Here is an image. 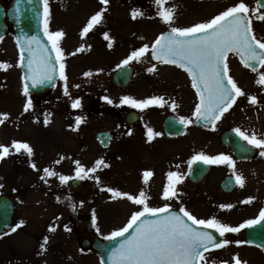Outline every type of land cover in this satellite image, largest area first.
<instances>
[{
	"label": "rangeland",
	"instance_id": "374dc122",
	"mask_svg": "<svg viewBox=\"0 0 264 264\" xmlns=\"http://www.w3.org/2000/svg\"><path fill=\"white\" fill-rule=\"evenodd\" d=\"M6 1L9 3L10 0ZM238 2L165 0L164 7L174 9L173 26L186 27L207 21L198 20L201 15H197L204 9L214 7V15H217ZM255 2L244 0L249 6L253 34L257 39H263L264 20L257 17L264 12L256 11ZM48 6L49 30L65 33L59 43L64 53V74L67 77V81L61 78L49 98L48 107L32 101V107L24 111L30 95L23 92L21 55L14 33L11 31L0 40V113L8 114L0 124V145L10 147V154L0 159V195L5 194L14 200V227L24 221L16 231L0 237V264H101L98 256L82 253V240L91 237L85 222L95 213L92 228L99 236L107 237L125 227L139 208L127 197L114 196L107 188L139 197L136 191L140 187L136 184L138 177H144L145 171L152 173L147 179L159 174L165 162L164 150L169 152V162H179L177 170L169 167L176 173H180L184 163H189V158L200 153L208 156H228L229 153L219 142V127L195 129L194 132L200 134L199 140L203 141L201 144L192 133L185 138L153 136L149 140L144 132L147 133L148 128L154 132L160 128L163 121L161 113L153 111L151 105L137 109L120 103L123 96L171 98V113L194 121L193 112L198 98L190 82H183L181 91H178L175 85L162 82L156 76L144 79V74H141L128 88L119 89L110 82L111 77L109 80L105 76L107 70H115L133 51L145 44L150 49L161 29L168 28L166 23L158 20V5L154 0H109L107 5L101 0H49ZM101 9L104 11L100 23L87 35H82V29L91 16ZM133 10L145 13V19L129 20ZM109 44L112 46L108 47ZM232 58L228 64L233 69L236 64ZM239 82L243 92L244 87L250 88L249 79ZM106 96L112 103L104 99ZM240 98H247L246 93ZM76 99L80 100V106L73 108ZM244 105L245 101L238 102L222 119L221 126L228 128L227 125L233 124L241 131L257 133V137L264 138L261 111H246ZM131 111L139 114V120L132 126L125 120ZM46 116L49 118L47 124L44 123ZM77 117L80 118L79 124ZM190 128L193 129L191 125ZM104 130L112 132L115 137L108 150L102 149L96 140V134ZM13 141L27 142L33 154L29 156L24 150L15 152L11 149ZM99 159H103L104 165L95 173L89 172L80 187L73 188L75 161H80L87 170L94 167ZM243 166L247 171L256 168L257 178L252 179L248 186L264 188V158L243 163ZM45 168L54 170L57 175L46 177ZM61 174L73 179L62 183L59 179ZM96 177H99V182ZM259 189L254 192H260ZM145 199L149 205L147 192ZM73 204L76 205L75 211ZM73 213L78 214L77 221L71 219ZM50 227L55 230L50 231ZM216 251L231 259L233 264L237 257L241 264H264V253L253 246L238 245L234 251L226 248Z\"/></svg>",
	"mask_w": 264,
	"mask_h": 264
},
{
	"label": "snow or ice",
	"instance_id": "6c2138e0",
	"mask_svg": "<svg viewBox=\"0 0 264 264\" xmlns=\"http://www.w3.org/2000/svg\"><path fill=\"white\" fill-rule=\"evenodd\" d=\"M33 0H28L31 4ZM109 0H101V3L107 5ZM158 5V16L169 27V31L162 33L152 44V55L160 62H166L187 70L192 79V86L196 89L199 97V102L195 105L193 115L195 121L185 117H180V123L191 124L203 120L206 124L215 125V122L222 118L235 103L238 96L244 95V92L237 86L236 81L229 75V67L227 63L228 54L234 52L241 57L243 63L256 71V67L252 65V61L258 62L264 66V42L253 34L251 18L248 15L249 6L244 3V0H239L234 6L227 7L226 10L215 15L213 18L196 23L192 26L180 27L173 26L174 9L166 8L165 0H154ZM21 0H17L16 11L19 12V4ZM49 0H42L43 12L41 14L43 32L48 41L51 42V49L48 45L40 40L38 36H28L21 44L19 38L17 43L21 45V62L24 60L23 53L25 50L29 52L28 68L30 73L26 79H30L34 86L42 85L54 79L59 62V75L67 81L64 74V53L60 47V39L65 33L60 31L49 30ZM103 9L91 16L87 24L82 29V35H87L89 31L99 24ZM259 12V8L256 9ZM133 19L141 12L133 10L131 13ZM264 20V15L257 17ZM107 39V34H105ZM2 39V37H0ZM112 45L109 44L108 47ZM149 45L145 44L136 51H133L122 63L127 65L134 59H139L147 50ZM53 52L55 55H53ZM7 67V65H3ZM155 65L147 69L148 72H153ZM91 73H85L90 75ZM257 84L264 85V73H260ZM78 87V85H77ZM24 94L29 93V86L24 85ZM65 94H68L67 84L65 83ZM109 103L112 101L109 97H104ZM250 102L257 103V97L251 96ZM121 104L131 105L133 108L145 109L150 105H163L166 103L163 97L153 96L146 99H136L131 96H123L120 100ZM174 105V102H173ZM80 106V100L76 99L72 107ZM32 107V100L29 98L25 104L24 111L27 112ZM0 124L8 118V114L0 113ZM49 118L46 116L44 123L47 124ZM80 123V118L77 117V124ZM240 136L249 144L262 149L261 155L264 156V138H258L255 133L247 135L240 129H236ZM130 134V133H129ZM149 140L153 136H159L161 133L154 132L153 129H147ZM11 149L19 153L21 150L27 152L29 156L33 154L32 147L27 142L13 141ZM10 154V147L0 145V159ZM196 160H202L208 164H230L234 167V161L230 156L220 154L217 156H208L200 153L192 157V163ZM59 162V161H57ZM75 177L84 179L88 173H95L104 165L103 159L95 162V166L90 169H85L80 161H75ZM35 169V163L32 164ZM46 177L56 176L57 173L49 168L44 170ZM145 182L147 177L152 175L150 171L144 172ZM168 184L163 189L162 196L165 200H169L177 196L174 188L175 184L181 182V175L176 172H169ZM44 179V177H42ZM62 183H67L73 179L71 176L59 175ZM99 182V177H96ZM237 182L241 187L244 186V178L236 177ZM107 191L113 193L114 196H124L136 205H142V210L132 214L130 220L125 227L115 230L106 237L108 240H116L123 237L135 225V230L130 238L119 241V246L112 250L109 257L111 264H198V261L203 259V254L210 247L220 249L229 244L227 239L217 242V237L208 229H215L221 237L228 232H239L241 228L251 226L264 220V210H261L257 219L245 221L239 227H232L227 223L221 222L217 217L213 216L209 219H197L191 212L184 207H180L178 212L170 211V205L165 203L163 207H150L145 199V193L141 191L139 197L130 195L107 188ZM59 199V198H58ZM249 198L247 202H251ZM82 204V202H81ZM221 208H231V204H222ZM73 211L76 205H72ZM154 217V219H149ZM95 221V213H93ZM24 221H20L12 231H16ZM199 225L200 227H197ZM50 231H54V227H50ZM99 230V229H97ZM47 237H45V243ZM237 244L242 243L236 241ZM235 264H241L238 257Z\"/></svg>",
	"mask_w": 264,
	"mask_h": 264
},
{
	"label": "flooded vegetation",
	"instance_id": "af4514ba",
	"mask_svg": "<svg viewBox=\"0 0 264 264\" xmlns=\"http://www.w3.org/2000/svg\"><path fill=\"white\" fill-rule=\"evenodd\" d=\"M149 17L152 19L157 18V16ZM130 19H133V17H130ZM143 19H145V17H143ZM158 20L162 21L160 17H158ZM166 29H169V27ZM133 65L137 66L136 64ZM153 65H155L154 72L158 73L156 74V77L160 78L159 80H161L162 82H167L175 85L177 90L182 88L183 82L191 81L189 75L181 68L168 63L145 64L143 65V67L145 68V72H148L147 69L153 67ZM260 86L264 87V85ZM260 86L256 88H259ZM249 90L252 95L257 93L253 88H250ZM40 99L41 98H37L36 100ZM164 100L166 101V103L162 106L159 104H155L154 106L164 112L172 111L171 98H164ZM243 101H245L246 103V105L243 106V109L249 112L261 111V114L264 117V96L261 98H257L258 102L255 104L250 102V98H239L236 102V105L238 104V102ZM168 114L171 115L172 113ZM227 151L229 152L228 156H230L234 161V167L230 164H211V172L204 179H202L200 183L197 184L190 182V167L188 165V162L184 163L181 166V171L179 173L181 175V182L174 185L177 196L169 200H165L162 196L163 189L165 185L168 184V175H165L164 178L154 182L148 187L145 186L150 190V192H152L151 198L153 199V202L149 204L150 207H163L165 203L169 204L170 210L174 211H179L180 207H184L186 208V210L196 216L197 219H209L215 216L221 222L227 223L232 227H239V225L243 224L245 221L257 219L259 217L257 211L260 208L259 206H262L259 201L264 199V192L260 195L258 193H252V190L254 189L251 188V186H245L242 188L238 186L237 189L230 194L222 192L221 185L224 183L226 178L233 177L234 179H236L238 175L244 177V172L247 171L246 168L241 166V164L244 162H239L238 160H236L232 151ZM261 151L262 149L257 148V156L258 152L261 153ZM249 182L250 179L248 178L246 184H248ZM261 189L263 188H260V190ZM246 198L247 201L248 198H252L251 202L243 201ZM222 204H231L233 207H231L230 209L221 208L220 205ZM247 228L248 226L241 228L239 232H228L225 233L223 237H220L223 240L227 239L229 241V244H231L232 247L236 248V241H241L242 243L240 244H247ZM212 230L216 232L215 229ZM220 258L222 257H215L214 255L208 253L204 255L202 260L203 262L201 264H216V262Z\"/></svg>",
	"mask_w": 264,
	"mask_h": 264
},
{
	"label": "water",
	"instance_id": "95a60500",
	"mask_svg": "<svg viewBox=\"0 0 264 264\" xmlns=\"http://www.w3.org/2000/svg\"><path fill=\"white\" fill-rule=\"evenodd\" d=\"M16 8H17V0H15L14 3L12 4V7L8 11L7 15L9 22H11L13 25L16 37L19 38L21 44L24 41V39L28 36H38L40 40L43 41L45 44H47L48 48L51 49L50 44L45 39L42 33L41 14L43 12V6L41 0H33L31 4L28 3V0H21V3L19 4V12L16 11ZM5 16H6L5 12L0 7V37L6 32L7 29L3 22ZM19 48L21 51L20 44H19ZM29 55H30L29 52L25 50L23 53L24 56L23 70L25 73V81L28 84L29 90L32 93H44L54 87L59 76L58 65H57L58 71L53 80L48 81L42 85L34 86L31 83L30 79H26V76L30 73V69L28 68ZM53 55H55L54 52ZM251 63L256 64L258 62L252 61ZM130 79H131V71H129L128 68H123L114 77V82L119 87H126L129 84ZM134 120L135 118L133 116L128 118L129 122H134ZM197 123L198 125H201L203 127H208L211 125L210 123L206 124L203 120ZM166 127L168 128V133L171 136L179 135L183 132V126L172 119H168L166 121ZM227 138L236 140L235 136L229 133L224 136V141L226 144L228 143ZM111 139L112 136L108 133L103 132L98 134V140L103 147H108ZM78 184H80L79 181L74 182L75 186H77ZM13 212H14L13 202L6 197H0V234L3 233L6 229H10L12 227ZM149 219H154V217H149ZM134 230H135V226L125 236L117 238L116 240H113L107 244L100 242L95 243L94 248L100 253L103 264H111V260L109 259V257L112 254V250L119 246L120 240L130 238ZM249 232H250L249 238L251 243L257 244L264 249V223L259 226L249 228Z\"/></svg>",
	"mask_w": 264,
	"mask_h": 264
}]
</instances>
